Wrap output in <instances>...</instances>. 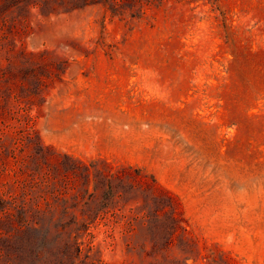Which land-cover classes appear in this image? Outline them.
Masks as SVG:
<instances>
[{
    "label": "rangeland",
    "instance_id": "1",
    "mask_svg": "<svg viewBox=\"0 0 264 264\" xmlns=\"http://www.w3.org/2000/svg\"><path fill=\"white\" fill-rule=\"evenodd\" d=\"M8 21L0 182L35 158L34 196L67 225L32 247L78 234L84 264H264V0Z\"/></svg>",
    "mask_w": 264,
    "mask_h": 264
},
{
    "label": "trees",
    "instance_id": "2",
    "mask_svg": "<svg viewBox=\"0 0 264 264\" xmlns=\"http://www.w3.org/2000/svg\"><path fill=\"white\" fill-rule=\"evenodd\" d=\"M145 2L151 0H0V30L9 22L10 14L22 15V12H25L28 15L34 6L38 7L42 14L50 15L90 4H101L114 15L124 16L129 12L134 18L143 14ZM11 24L9 30L14 27L13 23ZM46 158L48 159L47 156ZM35 161V158H24L19 173L24 177L20 183L18 179L16 183L8 181L1 185L0 182V264H84L86 259H80L78 234L76 237L62 234L61 242L50 250H36L31 245L29 233L40 231L48 225H58L59 220L56 219V204L49 201L43 203L34 196L44 190L42 186L34 187L32 178H28L38 173ZM3 175L4 172H0V178ZM58 227L65 232L67 225L61 224Z\"/></svg>",
    "mask_w": 264,
    "mask_h": 264
}]
</instances>
